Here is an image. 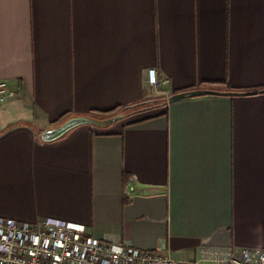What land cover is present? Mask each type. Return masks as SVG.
<instances>
[{
  "label": "crops",
  "instance_id": "0c3cea01",
  "mask_svg": "<svg viewBox=\"0 0 264 264\" xmlns=\"http://www.w3.org/2000/svg\"><path fill=\"white\" fill-rule=\"evenodd\" d=\"M151 68L168 83L150 87ZM0 81L16 93L0 104V217L178 260L264 250V0H0ZM210 87L256 94L167 103Z\"/></svg>",
  "mask_w": 264,
  "mask_h": 264
},
{
  "label": "built area",
  "instance_id": "2783aa9c",
  "mask_svg": "<svg viewBox=\"0 0 264 264\" xmlns=\"http://www.w3.org/2000/svg\"><path fill=\"white\" fill-rule=\"evenodd\" d=\"M147 83L157 88L168 79L159 80L151 68ZM15 97L0 81V104ZM0 264H264V250L204 247L198 260H178L166 249L146 251L100 241L75 223L0 217Z\"/></svg>",
  "mask_w": 264,
  "mask_h": 264
},
{
  "label": "water",
  "instance_id": "95a60500",
  "mask_svg": "<svg viewBox=\"0 0 264 264\" xmlns=\"http://www.w3.org/2000/svg\"><path fill=\"white\" fill-rule=\"evenodd\" d=\"M260 92L264 93V90ZM254 94H256V92L219 93L214 90H193V91L173 94L168 98L167 103L171 105L176 102H180L182 100L198 98L203 96H217V95L234 96V95H254ZM124 118L125 116L122 114L115 115L113 117L104 120H96L85 115L70 117L66 119L63 123H61L59 126L55 128L47 129L46 131L42 132V134H40V140L44 143H53L62 139L69 132L79 127L91 126L97 129H106L112 124L116 123L117 121L123 120Z\"/></svg>",
  "mask_w": 264,
  "mask_h": 264
},
{
  "label": "trees",
  "instance_id": "16d2710c",
  "mask_svg": "<svg viewBox=\"0 0 264 264\" xmlns=\"http://www.w3.org/2000/svg\"><path fill=\"white\" fill-rule=\"evenodd\" d=\"M210 86H213V85H210ZM210 88H212V89H209V90H214V87H210ZM235 92L233 91V93H235ZM238 93H241V91ZM166 104H167L166 100L156 99L154 101H148L147 103H143V104L139 103V104L127 106V107H117V108L111 109L109 111H98L95 113H90L89 115H86V116L91 117V118L96 119V120H104V119L113 117L115 115L122 114L125 116V118H127L129 115H131L135 112H138L140 110H143L147 107L165 106Z\"/></svg>",
  "mask_w": 264,
  "mask_h": 264
},
{
  "label": "rangeland",
  "instance_id": "374dc122",
  "mask_svg": "<svg viewBox=\"0 0 264 264\" xmlns=\"http://www.w3.org/2000/svg\"><path fill=\"white\" fill-rule=\"evenodd\" d=\"M129 119V116L127 118H124L123 120H121L120 122H125ZM117 125V124H116Z\"/></svg>",
  "mask_w": 264,
  "mask_h": 264
}]
</instances>
